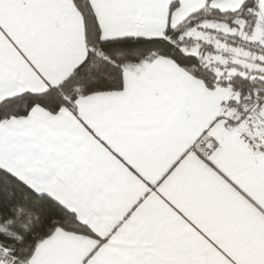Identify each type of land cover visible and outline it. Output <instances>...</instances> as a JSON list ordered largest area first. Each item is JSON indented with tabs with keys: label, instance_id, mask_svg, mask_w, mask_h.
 Segmentation results:
<instances>
[{
	"label": "snow or ice",
	"instance_id": "obj_1",
	"mask_svg": "<svg viewBox=\"0 0 264 264\" xmlns=\"http://www.w3.org/2000/svg\"><path fill=\"white\" fill-rule=\"evenodd\" d=\"M0 264H264V0H0Z\"/></svg>",
	"mask_w": 264,
	"mask_h": 264
}]
</instances>
